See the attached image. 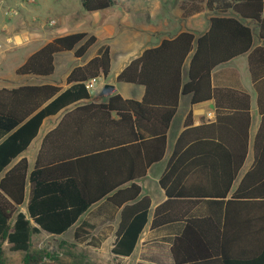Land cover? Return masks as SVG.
Listing matches in <instances>:
<instances>
[{
	"label": "trees",
	"instance_id": "trees-1",
	"mask_svg": "<svg viewBox=\"0 0 264 264\" xmlns=\"http://www.w3.org/2000/svg\"><path fill=\"white\" fill-rule=\"evenodd\" d=\"M118 1L80 0V4L92 13L108 10ZM180 8L183 18L205 9L216 11V15L210 19L206 33L182 32L173 40H164L159 47L132 60L118 75L117 82L146 87L141 101L113 94L106 103L79 105L90 99L84 83L94 77L106 78L110 73L108 46H103L87 64L72 69L67 78L70 87L65 90L53 85L0 89V174L4 173L0 179V264H7L6 242L11 252L24 253V264H43V253L32 249L33 236L42 231L54 236L65 233L105 198L120 209L111 252L116 257L131 256L149 221L151 207L149 196L141 195L136 181L164 157L167 132L180 96L191 95L192 105H196L212 99L219 104L221 95L236 94L246 102L250 117L249 95L214 89L211 82L214 68L249 54L250 72L261 104L264 71H257L256 59L264 48H252L254 31L245 20L257 22L264 39V0H183ZM96 41L97 37L88 32L56 37L32 54L16 74L51 75L55 54L73 51L76 58H81ZM190 55L188 80L184 82L183 67ZM161 68L168 77L174 68V86L169 85L157 97L156 70ZM62 110V120L46 136L43 147L55 144L59 150L62 142L67 151H40L32 172L25 157L10 167L37 136L43 120ZM261 114L253 165L230 194L248 151H199L204 143V126L189 127V113V128L179 138L160 178L168 200L156 208L151 222L152 229L185 223L183 232L172 241L174 264H264V112ZM89 125L95 129L91 140L78 136L79 129ZM189 135L194 136L186 140ZM188 142L191 146L181 151ZM113 157L115 165L111 166ZM27 187L29 200L24 213L19 208L25 204ZM228 196L226 215L236 211L238 203L246 207L243 236L236 241L222 231L220 221L191 215L205 203L220 213ZM224 228L227 230V220ZM92 230V225L82 223L74 233L75 241L96 247Z\"/></svg>",
	"mask_w": 264,
	"mask_h": 264
},
{
	"label": "crops",
	"instance_id": "crops-1",
	"mask_svg": "<svg viewBox=\"0 0 264 264\" xmlns=\"http://www.w3.org/2000/svg\"><path fill=\"white\" fill-rule=\"evenodd\" d=\"M183 0H144L141 6V25L140 30L133 34L131 38L125 37L123 46L115 49L111 43L112 38L116 36L117 25L116 19L112 21L111 16L108 20H103V15L97 14L94 21V27L104 23L99 29L89 31L90 29H81L80 26H70L66 19H60L58 27L48 29L42 34L26 32L15 36L19 45L14 47L17 52L12 54L14 63L13 72H9L6 76L4 70L5 54L0 52V89H14L25 85H53L61 87L63 90L70 87L67 84V78L77 66L87 64L92 58L98 55L99 50L103 46H108L111 52V70L108 77L100 76L103 83L97 87L93 93H89L90 99L84 100L79 105L89 103L101 104L108 101V97L113 94H120L125 99L141 101L145 96L146 87L132 83L117 82L118 75L130 64V62L141 56L146 50L159 47L164 40H173L182 32H191L196 35L206 33L210 28V19L215 16L216 11L205 9L201 13L194 14L188 18L182 17V9L180 4ZM80 2V0H79ZM81 6V4H80ZM115 5L114 7H116ZM82 7V6H81ZM114 7L105 10L109 11ZM83 9V8H82ZM51 11H54L51 8ZM92 12V13H99ZM232 14H228L230 16ZM240 18V16L233 14ZM242 19V18H241ZM245 22L254 31L253 49L257 47L264 48V39L259 35V24L252 20ZM20 28V27H19ZM17 28V29H19ZM75 32H88L97 37L96 44L93 45L86 54L81 58H76L74 52H59L54 56V72L51 75H17L16 70L22 66L26 60L49 43L56 37H61ZM96 47V49H94ZM94 49L92 52H90ZM90 52V54H88ZM18 54V55H16ZM88 55V56H87ZM191 55L186 60L183 67V81L188 80V70ZM257 71H264V51H261L256 59ZM161 69H157V77L159 80L155 83L157 97L163 95V91L167 90L169 85L174 86V68L168 77L161 73ZM112 78L107 80L111 73ZM165 76V77H164ZM211 82L214 89L233 90L245 93L250 96V110L247 115L246 102L236 94L227 93L221 95L219 104L212 99L196 105H192L191 95H182L179 99L177 112L170 124L167 132V143L164 157L161 161L151 165L147 174L137 180V184L141 187V195L149 196L151 207L149 211V221L145 226L136 248L131 256L115 257L118 261L125 264H174L171 252L172 241L174 237L180 235L184 228V222H176L167 226L152 229L151 222L156 208L168 200L165 191L160 185V178L166 172L168 164L176 149L177 142L181 135L189 128L204 126L202 136L204 143L199 151H248L247 158L232 185L230 194L235 192L239 187L244 175L251 168L254 162V153L256 138L258 136L262 124V111L264 112V99L261 104L258 102V93L254 86L252 75L249 67V54L240 55L226 63H223L212 70ZM105 84L114 85V90L109 94H103L102 89ZM119 84L124 85L122 89H118ZM263 88L264 94V85ZM191 113L192 124L187 127L186 119ZM65 111L62 110L58 114L45 118L39 129L37 136L31 141L28 148L21 156H19L10 167L15 165L21 158L25 157L28 161L29 172H32L40 151H67L65 145L62 144L60 149H56L54 145L43 147L46 136L57 128L62 120ZM114 118H116L114 116ZM72 132L68 131L67 135ZM78 136L82 138L88 137L90 140L94 136L95 129L92 125L79 129ZM199 133L197 136H200ZM194 135H189L186 140H190ZM188 142L181 151H185L191 146ZM92 145V144H90ZM115 165V157L113 164ZM4 173L0 174V179ZM230 199L228 196L223 200L220 213L211 210L213 205L205 203L201 209L199 206L191 215L197 218L211 217L215 221H220L221 229L233 241L243 236V220L246 214V207L243 203H238L236 211L225 213V203ZM29 200V187L26 190V200L24 206L20 207V211L26 213V205ZM201 205V204H200ZM204 205V204H203ZM200 209V210H198ZM177 214V213H174ZM120 220V209L116 208L107 201V198L94 204L86 213H84L78 221L65 233L54 236L42 231L47 237L63 238L71 236L74 239L76 229L84 222L93 226L91 236H94L96 247L101 249L108 247L110 251L117 235L118 223ZM225 220H227V230L224 228ZM75 241V239H74ZM76 242V241H75ZM79 243V242H77ZM90 246L86 243H80ZM112 253V252H111Z\"/></svg>",
	"mask_w": 264,
	"mask_h": 264
},
{
	"label": "rangeland",
	"instance_id": "rangeland-1",
	"mask_svg": "<svg viewBox=\"0 0 264 264\" xmlns=\"http://www.w3.org/2000/svg\"><path fill=\"white\" fill-rule=\"evenodd\" d=\"M143 2L144 0H119L117 6L109 11L88 13L82 9L79 0H0V52L7 55L4 62L6 76L13 72L16 63L12 54L17 52L14 47L19 45V42L15 36L25 31L42 34L48 29L58 27L60 19H66L72 27L80 26L81 29L95 31L104 24H98L96 27L93 25L96 15L101 14L103 22L108 20V16H111L112 21L116 19L117 33L111 43L115 49H119L123 46L125 37L131 38L140 30ZM51 8L54 11H51ZM13 10L16 15H9ZM51 21L55 23L51 24ZM112 74L113 71L107 80L112 78ZM103 81L99 80L100 85ZM123 86L119 84L118 89ZM32 241V249L43 253V264H125L118 261L108 247L95 249L75 242L71 236L55 238L41 234L34 235ZM4 249L7 264H24L23 252H11L7 242Z\"/></svg>",
	"mask_w": 264,
	"mask_h": 264
},
{
	"label": "built area",
	"instance_id": "built-area-1",
	"mask_svg": "<svg viewBox=\"0 0 264 264\" xmlns=\"http://www.w3.org/2000/svg\"><path fill=\"white\" fill-rule=\"evenodd\" d=\"M30 1H33V0H30ZM8 14L12 15V16L16 15V11H14V10L10 11ZM54 23H55V21H51V24H54ZM99 80H101L100 77H94V78H91L88 81H86L84 83L86 90L89 93H93L97 89V87L100 85Z\"/></svg>",
	"mask_w": 264,
	"mask_h": 264
},
{
	"label": "water",
	"instance_id": "water-1",
	"mask_svg": "<svg viewBox=\"0 0 264 264\" xmlns=\"http://www.w3.org/2000/svg\"><path fill=\"white\" fill-rule=\"evenodd\" d=\"M114 90V85L111 84H105L102 89L103 94H109Z\"/></svg>",
	"mask_w": 264,
	"mask_h": 264
}]
</instances>
